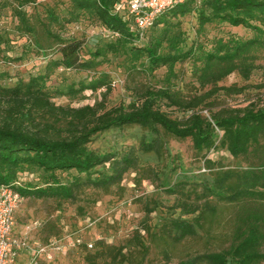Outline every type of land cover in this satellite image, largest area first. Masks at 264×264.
<instances>
[{
	"label": "trees",
	"instance_id": "trees-1",
	"mask_svg": "<svg viewBox=\"0 0 264 264\" xmlns=\"http://www.w3.org/2000/svg\"><path fill=\"white\" fill-rule=\"evenodd\" d=\"M127 0H67L62 8L46 6L43 17L28 14L25 7L35 0H5L15 20L13 29L19 36H28V47L46 56L50 49L57 54L48 57L42 68L18 79L11 86L0 84V184L13 183L20 173L37 172L44 178L43 186H30L27 179L18 187L21 197L71 199L82 184L104 188L120 180L122 173L133 167L136 158L130 152L116 157L88 147L99 133L111 128L136 124L177 138H190L197 151L210 150L217 143L234 158L259 151L264 135V105H246L222 109L206 117L198 108L215 89L184 100L169 86L143 87L126 105L105 109L103 99L93 104L71 106L56 104L55 96L75 98L85 90H110L103 73L69 82L61 81L50 88L47 81L56 68L74 71L95 69L110 58H122L128 73L154 70L166 66L173 75V66L190 57L192 44L183 48L181 30L172 29L171 18L196 13L197 32L214 21L231 27H245L254 32L248 39L217 38L209 50L201 52L197 80L201 86L215 83L233 71L248 78L254 69L253 52L264 51V0H184L163 11L149 28L138 30L126 11ZM121 3L122 9L114 8ZM86 19L112 33L108 40L83 56L84 38L64 35L68 24ZM153 35L146 41L145 35ZM0 34V44L7 41ZM164 50V51H162ZM2 76V72H0ZM175 107L190 111L183 118L170 116L161 109ZM140 149H156L154 141L142 140ZM158 151V149L156 150ZM209 163V162H208ZM101 167L102 170L97 168ZM75 171L70 180L62 182L57 173ZM94 173L95 176H92ZM85 175L81 180L80 175ZM198 200L205 208L208 198L216 203H239L228 246L221 250L190 255L174 264H262L264 262V160L237 173L223 172L210 183H204ZM170 194L179 193L174 187ZM180 214L169 219L168 228L175 241L196 235L198 218H186L200 206L193 202L177 205ZM214 207V206H213ZM212 207V208H213Z\"/></svg>",
	"mask_w": 264,
	"mask_h": 264
},
{
	"label": "rangeland",
	"instance_id": "rangeland-1",
	"mask_svg": "<svg viewBox=\"0 0 264 264\" xmlns=\"http://www.w3.org/2000/svg\"><path fill=\"white\" fill-rule=\"evenodd\" d=\"M4 3L5 0H0V34L7 36V41L0 44V84L11 86L18 79L39 71L48 57L57 54L47 49V55L43 56L36 48L28 47L29 37L19 36L13 29L15 20ZM66 3L67 0H35L25 10L43 17L46 6L62 8ZM171 21L177 22L172 29L181 30L183 48L192 44L194 49L190 57L175 63L173 75L168 74L166 66L130 74L122 58H110L89 71L59 67L47 81L50 88L61 81L103 73L110 83V90L105 95L101 93L104 88L95 92L85 90L81 96H55L53 101L76 107L103 99L105 109H108L126 105L143 87L169 86L184 100L215 89L196 108L206 117L222 109L264 105L263 50L253 52L255 67L246 79L233 71L205 86L197 80L203 49L209 50L217 38L248 39L254 35L252 30L214 21L197 32L195 12L171 18ZM64 35L84 38L83 56L87 57L98 43L110 39L112 33L97 23L81 19L68 24ZM151 35L152 29L147 31L144 41ZM161 109L177 118L190 114V111L175 107L161 105ZM142 140L154 141L157 148L140 149ZM259 146V151L234 158L218 143L213 149L197 151L190 138H177L158 126L151 130L131 124L103 131L92 138L88 147L100 153L111 152L116 157L130 152L136 158L133 167L107 187L82 184L71 199L22 197L14 214L13 232L23 238L27 248L9 264H174L190 255L224 249L230 242L240 204L216 203L209 197L210 206L205 208L201 205L204 201L196 196L202 192L204 183L210 184L223 172L237 173L258 165L264 160V135ZM97 169L102 170L101 167ZM57 174L62 182H66L76 172ZM80 177L85 180L84 174ZM29 180L30 186L44 185V178L35 171L31 172ZM169 187L181 192L170 194L167 192ZM183 201L200 206L195 213L184 216L189 219L197 216L198 227L195 236L175 241L168 224L171 217L180 214L177 205Z\"/></svg>",
	"mask_w": 264,
	"mask_h": 264
},
{
	"label": "built area",
	"instance_id": "built-area-1",
	"mask_svg": "<svg viewBox=\"0 0 264 264\" xmlns=\"http://www.w3.org/2000/svg\"><path fill=\"white\" fill-rule=\"evenodd\" d=\"M184 0H127L126 11L135 27L143 31L153 25L155 19L167 8ZM122 9L121 3L114 5ZM29 179L27 172L20 173L11 184H0V264H9L21 250L27 248L21 236L13 232L14 214L21 201L16 187Z\"/></svg>",
	"mask_w": 264,
	"mask_h": 264
}]
</instances>
